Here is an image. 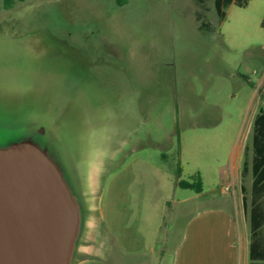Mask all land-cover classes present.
Listing matches in <instances>:
<instances>
[{
  "label": "rangeland",
  "instance_id": "1",
  "mask_svg": "<svg viewBox=\"0 0 264 264\" xmlns=\"http://www.w3.org/2000/svg\"><path fill=\"white\" fill-rule=\"evenodd\" d=\"M0 6V140L49 123L103 214L93 261L127 231L129 264H180L190 220L228 200L243 222L233 170L264 108V0L224 18L214 0ZM195 175L202 192L179 185Z\"/></svg>",
  "mask_w": 264,
  "mask_h": 264
},
{
  "label": "water",
  "instance_id": "2",
  "mask_svg": "<svg viewBox=\"0 0 264 264\" xmlns=\"http://www.w3.org/2000/svg\"><path fill=\"white\" fill-rule=\"evenodd\" d=\"M85 211L80 180L46 120L0 140V264H74Z\"/></svg>",
  "mask_w": 264,
  "mask_h": 264
},
{
  "label": "crops",
  "instance_id": "3",
  "mask_svg": "<svg viewBox=\"0 0 264 264\" xmlns=\"http://www.w3.org/2000/svg\"><path fill=\"white\" fill-rule=\"evenodd\" d=\"M234 186L232 193L241 188L243 183L242 177V159L235 165L233 170ZM250 184L246 185V202L242 191L243 222L239 218V211L235 210L229 203V200L219 206L205 207L193 216L187 226L186 236L177 248L180 254L181 247L186 246L187 254L180 264H252L251 244L252 229L250 218V200L253 176L250 173ZM240 183V184H239ZM202 192V191H201ZM118 197L126 199V193H121ZM225 196L226 193H224ZM93 201L89 205L88 198L85 200V227L77 249V256L74 264H98L91 258L94 250L100 246L98 240V231L103 214L96 204L94 194ZM117 198V197H116ZM85 199V198H84ZM126 208L123 209L125 211ZM114 210H117L114 208ZM126 214V212H123ZM125 221V219H124ZM111 230L112 228L109 227ZM264 232V227H263ZM116 235V232L114 230ZM149 239V238H148ZM185 240V241H184ZM146 241V238H145ZM131 239L127 231L122 233L121 238H116L114 247L109 250L110 257L108 264H114V260L122 261V264H129L128 256L132 251L129 250ZM264 247V237L262 240ZM259 252V250H256ZM142 253V251L140 252ZM118 257V259H117ZM256 263H264V258L254 260Z\"/></svg>",
  "mask_w": 264,
  "mask_h": 264
},
{
  "label": "trees",
  "instance_id": "4",
  "mask_svg": "<svg viewBox=\"0 0 264 264\" xmlns=\"http://www.w3.org/2000/svg\"><path fill=\"white\" fill-rule=\"evenodd\" d=\"M117 1L120 5H123L128 0ZM204 1L205 0H199L200 3H204ZM214 2L218 15L224 18L226 16V9L228 6L231 4H237L240 6L247 5L249 0H214ZM14 3L15 0H6L7 7H12ZM262 24L264 25V18ZM251 149V157L249 156L248 150H246L242 161L243 179L249 173L253 176L250 200V218L252 229L251 257L253 259L252 264H264L260 262L256 263L254 261L258 258H264V247L262 246V240L264 237V108L260 109L254 119ZM194 178L195 179L193 181L182 179L179 181V185L185 188H193L197 192L203 191L204 184L201 176L195 175ZM242 191L246 202L247 188L245 184L242 185ZM256 250H259V252H256Z\"/></svg>",
  "mask_w": 264,
  "mask_h": 264
}]
</instances>
